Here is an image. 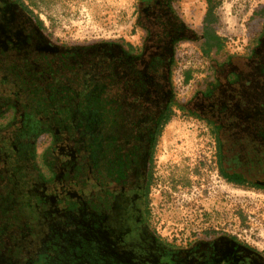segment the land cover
I'll use <instances>...</instances> for the list:
<instances>
[{"label": "rangeland", "instance_id": "1", "mask_svg": "<svg viewBox=\"0 0 264 264\" xmlns=\"http://www.w3.org/2000/svg\"><path fill=\"white\" fill-rule=\"evenodd\" d=\"M20 1L56 42L87 45L123 38L135 47L141 45L137 0ZM260 5L264 0L212 4L214 31L223 39L222 53L244 51L246 23ZM179 6L188 24H203L208 7L204 0H179ZM14 14L12 28L28 22L24 10ZM37 36L31 35L21 49L0 43V172L9 171L12 176L9 183L2 181L1 189L19 201L10 204L11 212L18 211L10 216L20 225V248H12L8 263H16L12 258L24 254L22 264H116V253L108 251V233L100 232L95 222L84 223L83 215L79 219L80 209L88 215L92 204L106 193L103 190H108V177L96 173L93 163L98 158L95 165L108 171V156L102 152L105 144L91 146L88 155L82 132L89 128L69 129L57 115L83 89L79 81L96 59V50L78 46L74 52L52 58L42 51L46 42ZM175 56L172 84L176 97L186 98L194 83L206 77L210 61L198 41L180 43ZM53 97L63 101L60 107ZM11 106L13 116L6 111ZM217 162L216 136L210 125L173 108L153 151L145 201L150 229L174 246L189 245L207 233H225L264 254V191L228 183L218 172Z\"/></svg>", "mask_w": 264, "mask_h": 264}, {"label": "trees", "instance_id": "2", "mask_svg": "<svg viewBox=\"0 0 264 264\" xmlns=\"http://www.w3.org/2000/svg\"><path fill=\"white\" fill-rule=\"evenodd\" d=\"M11 1L29 15L39 35L50 45L56 48L81 46L96 50V59L90 62L88 72L85 71L84 77L79 81L83 89L75 93L68 104L62 106L57 114L58 120L64 121L69 129L79 125L89 128L82 132L86 136L84 142L88 146V155L92 152L90 147L99 143L105 144L106 149L102 152L107 156L111 152L109 147L114 148V152L128 151L132 144V141L128 142V137H139L138 145L144 153L145 163V201L152 174L151 161L155 143L163 126L170 119L173 108L184 109L200 118L203 115L214 121L207 123L215 132L217 158L222 159L219 163L221 175L227 182L264 191V143L259 144L255 138L260 130L252 131L246 126L236 128V122L244 118L245 111L235 110L233 96L223 95L225 85L233 81L234 54L222 53L223 39L214 31L212 4L216 0H207L209 7L204 15V26L201 27H192L184 20L179 0H137L136 25L143 31L140 47L133 46L123 38L102 43H85L87 45L56 42L20 0ZM246 29L248 37L253 41L264 32V5L253 10ZM189 41L200 42L202 54L210 61V66L206 77L194 83L188 97L178 99L171 79L176 48L180 43ZM102 45H105V49H97ZM72 72L76 73L78 70ZM57 79L59 78L55 80ZM215 91L219 92L212 97ZM53 98V102L60 107L63 101ZM202 107H206V111ZM8 109L7 114L13 116V107ZM243 134L245 139L241 142L246 150L241 152L236 138ZM132 145L137 147V143ZM227 159H230L229 162ZM95 166L100 170L104 169L97 164ZM229 167L237 168L233 169L232 175H229ZM0 179L9 183L12 176L9 171L0 172ZM0 195L1 206L4 202L18 205L19 201L9 192L2 190ZM41 195L45 197L44 193ZM46 197L50 198L47 195ZM82 215L81 220L84 219V223L89 222V214L84 212ZM145 221L148 226L146 215ZM216 235L235 238L225 233H207L201 238L207 241ZM162 245L166 247L163 253H167L172 247L165 242ZM177 262L182 261L179 258Z\"/></svg>", "mask_w": 264, "mask_h": 264}, {"label": "flooded vegetation", "instance_id": "3", "mask_svg": "<svg viewBox=\"0 0 264 264\" xmlns=\"http://www.w3.org/2000/svg\"><path fill=\"white\" fill-rule=\"evenodd\" d=\"M0 1V43H6L14 49H21L29 42L31 35H39L38 29L26 12V20L30 23H25L23 27L12 28V25L15 24L14 13L21 8L17 7L11 0ZM204 1L209 7L207 0ZM201 26H204V22ZM39 37L42 38L40 35ZM42 39L46 42L42 47V51L46 56L50 55L52 58L62 57L77 49L76 47L65 48L59 46L56 48L44 38ZM47 47L50 48V51ZM233 74V81L225 85L223 89L225 94L223 95L233 96L235 110L245 111L244 118L238 120L235 126L236 128L246 126L251 128L252 131L259 129L260 134L255 138L258 143L260 142L259 144H262L264 143L262 140L264 139V32L256 41L248 37L244 51L234 55ZM202 108L206 111V107ZM256 116L259 117L256 118ZM201 117L206 122H214L203 115ZM219 132H221L220 129ZM244 136L243 134L236 138L237 147L241 152L246 150L241 142L245 139ZM138 139L137 136L128 137V142L137 143V147L131 144L128 151L114 152V148L109 147L111 152L108 156V171L98 169L93 160L94 171L108 177V190L104 189L103 192L106 193L92 204L89 212V224L95 222L94 225L100 232L108 233V251L110 249V251L116 253V264H182V262L183 264H264L263 253L235 238L224 235H216L207 239V241H203L199 237L194 243L186 246L171 244L172 247L169 248L171 253L169 251L163 253L166 247L162 245V242L165 241L161 240L155 231L151 230L149 225H146L145 221V163L144 153L139 149ZM244 143L246 144L245 141ZM146 148L147 146H145ZM221 160L218 159L217 162L220 175L219 163ZM233 169L237 168L229 167V175H232ZM0 180L1 194V188L5 182H2L3 179ZM8 192L11 195V192ZM105 198L108 199V202L104 200ZM11 208L10 204H2L1 206L0 203V264H9V256L12 257V248H20L17 242V230L20 225L18 221L14 220V216H10L11 214H17L18 211L11 212ZM80 213L79 216L81 217V209ZM105 239L107 238L103 240ZM20 255L17 259L16 257L12 258L14 262L16 261L13 264H22L23 258H27L24 254ZM179 258L182 261L181 263L177 262Z\"/></svg>", "mask_w": 264, "mask_h": 264}, {"label": "built area", "instance_id": "4", "mask_svg": "<svg viewBox=\"0 0 264 264\" xmlns=\"http://www.w3.org/2000/svg\"><path fill=\"white\" fill-rule=\"evenodd\" d=\"M177 62H178V58H177V60H176ZM176 70V69H175ZM175 70H174V72H175ZM174 72H173V74H174ZM175 90H176V92H177V89L175 88ZM180 98H182V97H180Z\"/></svg>", "mask_w": 264, "mask_h": 264}, {"label": "bare ground", "instance_id": "5", "mask_svg": "<svg viewBox=\"0 0 264 264\" xmlns=\"http://www.w3.org/2000/svg\"><path fill=\"white\" fill-rule=\"evenodd\" d=\"M168 133H169V132H168ZM168 133H167V134H168Z\"/></svg>", "mask_w": 264, "mask_h": 264}]
</instances>
